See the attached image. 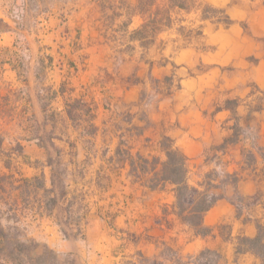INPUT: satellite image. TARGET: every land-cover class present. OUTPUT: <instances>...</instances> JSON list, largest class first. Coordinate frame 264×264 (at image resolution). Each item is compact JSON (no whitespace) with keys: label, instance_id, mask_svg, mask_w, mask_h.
Instances as JSON below:
<instances>
[{"label":"rangeland","instance_id":"374dc122","mask_svg":"<svg viewBox=\"0 0 264 264\" xmlns=\"http://www.w3.org/2000/svg\"><path fill=\"white\" fill-rule=\"evenodd\" d=\"M137 2L0 0V173L12 163L52 188L54 171L67 194L56 206L0 199L6 246L27 254L14 264L153 261L202 237L176 215L172 185L150 189L132 170L131 156L165 160V137L191 186L257 216L254 237L264 228V0H197L156 28ZM243 180L254 196L239 194ZM231 228L212 231L237 248Z\"/></svg>","mask_w":264,"mask_h":264},{"label":"trees","instance_id":"16d2710c","mask_svg":"<svg viewBox=\"0 0 264 264\" xmlns=\"http://www.w3.org/2000/svg\"><path fill=\"white\" fill-rule=\"evenodd\" d=\"M163 2V5L159 3ZM197 0H138L136 9L139 14L147 15L148 22L152 28H156L159 23L162 27H170L172 23V12L174 10L191 11ZM162 17L159 22L158 18ZM145 27H149V24ZM168 143L162 145V151L165 155V160L137 155L131 156V160L144 162L145 166L141 168L137 162L131 164L134 174L150 189H160L167 185L174 187L176 197L175 210L176 215L187 225L192 227L198 236L206 237L212 234V230L204 227L203 218L205 214L217 203L218 197L212 196L209 198L207 191H201L197 187H193L188 183V168L185 155L174 146L172 140L168 137L164 138ZM49 161H52V154L47 152ZM50 166V164H49ZM8 173H0V199L6 204L13 202L18 205L21 200L34 199L38 201L39 207L45 205L56 206L62 199L66 197V192L57 198L54 187V171L51 176L52 188H48L44 175H35L25 177L23 174L13 169L12 163L6 165ZM46 199V200H43ZM43 217V214H40ZM63 231V230H62ZM64 232V231H63ZM10 241V229L7 233L0 229V258L6 262H16L14 253L21 258H26L22 248L24 244H20L19 248H8L6 244ZM239 246L236 248L237 254L249 253L253 255L257 262L254 264H264V228L259 230L256 237H240ZM168 252L172 253L169 258H158L149 261L143 254L137 253L135 257L123 262V264H188L189 260L180 252L169 247ZM217 257L216 264H220L222 256L216 251L205 249L200 252L197 257L198 264H212L210 257ZM42 255L37 257V260L42 261ZM57 262V256H54Z\"/></svg>","mask_w":264,"mask_h":264},{"label":"crops","instance_id":"0c3cea01","mask_svg":"<svg viewBox=\"0 0 264 264\" xmlns=\"http://www.w3.org/2000/svg\"><path fill=\"white\" fill-rule=\"evenodd\" d=\"M237 190L243 197H252L257 191V184L251 180L240 181ZM257 216H250L247 221L239 219L236 216V207L227 198L220 199L204 216L203 225L211 230H217V227L224 222H229L232 225L231 237L246 236L254 237L257 233L255 220ZM232 239L225 240L218 232H212L206 237H194L188 241L182 248V253L185 255H196L205 249H210L218 252L222 256L225 263H232L230 258L239 257L234 264H247L244 260L255 258L253 255L237 254L235 244ZM188 264H192L189 262Z\"/></svg>","mask_w":264,"mask_h":264}]
</instances>
